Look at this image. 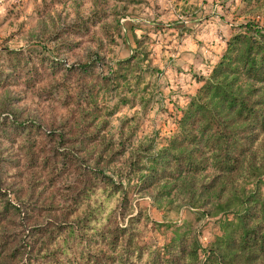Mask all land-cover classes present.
<instances>
[{
	"label": "clouds",
	"instance_id": "obj_1",
	"mask_svg": "<svg viewBox=\"0 0 264 264\" xmlns=\"http://www.w3.org/2000/svg\"><path fill=\"white\" fill-rule=\"evenodd\" d=\"M237 36L264 0H0V264H264Z\"/></svg>",
	"mask_w": 264,
	"mask_h": 264
},
{
	"label": "trees",
	"instance_id": "obj_2",
	"mask_svg": "<svg viewBox=\"0 0 264 264\" xmlns=\"http://www.w3.org/2000/svg\"><path fill=\"white\" fill-rule=\"evenodd\" d=\"M253 25H249V28L251 29ZM231 48L233 51L239 53L236 57H234L235 60L238 59H244L246 66H247V71L249 76H255L260 79H264V56L260 57V65L258 66L257 61L255 59V55L257 53V49L254 45V41L252 40L251 37H241L237 36L234 38V42L231 45ZM259 51H264V47H261ZM231 68V64L228 66ZM217 96L223 95L225 100H228L227 94L217 91L216 92ZM231 106H235L236 100L232 99L231 100ZM246 113L247 115L244 116L245 119L248 118V116H254L255 113L253 112L252 109L248 108L247 105H242V114ZM260 208L262 211H264V202L260 203ZM251 212H249V217L251 216ZM249 217H242L240 218V223H231V227H226L225 226V232L226 235L224 239L229 243V245H234L236 242V237L241 229V227L247 228V225L244 224V220L248 219ZM249 233L247 231L244 232V239L245 243H247V237ZM219 239V237H218ZM264 240V237L261 238ZM255 242V241H254Z\"/></svg>",
	"mask_w": 264,
	"mask_h": 264
},
{
	"label": "rangeland",
	"instance_id": "obj_3",
	"mask_svg": "<svg viewBox=\"0 0 264 264\" xmlns=\"http://www.w3.org/2000/svg\"><path fill=\"white\" fill-rule=\"evenodd\" d=\"M231 223H232V222H229V223H227L226 225H222L221 227H222L224 230H226V229H225V226H226L227 228H228V227H231Z\"/></svg>",
	"mask_w": 264,
	"mask_h": 264
}]
</instances>
